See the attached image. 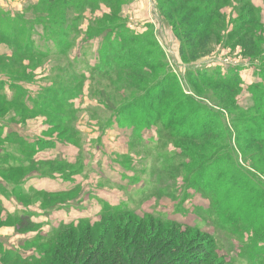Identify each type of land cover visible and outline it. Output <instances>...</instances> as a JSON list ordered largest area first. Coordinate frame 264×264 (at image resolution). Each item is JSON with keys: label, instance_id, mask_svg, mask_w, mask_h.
<instances>
[{"label": "rangeland", "instance_id": "rangeland-1", "mask_svg": "<svg viewBox=\"0 0 264 264\" xmlns=\"http://www.w3.org/2000/svg\"><path fill=\"white\" fill-rule=\"evenodd\" d=\"M103 1L0 0V264L34 260L66 224L99 234L107 225L141 221L162 231L174 221L210 233L218 264H264L263 250L251 249L255 260L241 257L250 253L252 237L264 235L261 204H239L240 223L226 228L217 207L189 188L187 168L194 163L177 147H207L173 138L175 127L162 120L133 131L119 119L163 72L113 70L106 40L116 35L101 31L125 25L154 40L172 82L228 130L223 154L232 153L234 178L263 196L264 140L249 132H264V0H250L254 10L245 0L181 2L179 9L195 5L201 11L194 16L211 11L214 18V31L190 63L181 60L180 42L163 15L172 0ZM50 13L62 27L48 23ZM235 67L237 85L193 78L197 70L223 77Z\"/></svg>", "mask_w": 264, "mask_h": 264}, {"label": "trees", "instance_id": "trees-1", "mask_svg": "<svg viewBox=\"0 0 264 264\" xmlns=\"http://www.w3.org/2000/svg\"><path fill=\"white\" fill-rule=\"evenodd\" d=\"M85 1L94 3L100 0ZM106 1L108 0H104L103 3ZM188 1L212 0H172L163 15L171 24L180 42L181 60L190 63L196 60L197 52H202L206 46L203 41L206 42L209 31L210 34L214 31L213 28H209L214 18L211 11H208V14L201 12L194 16V13L201 11V8L195 5L178 8L181 2ZM245 1L251 10L255 9L250 0ZM55 15L49 14L50 17L52 16V21L48 23L58 28L62 27L64 21ZM58 20H60L59 24ZM10 31L15 33L16 29ZM101 31L116 35L111 42L106 40L113 46L111 47L113 57L107 64V66L111 64L110 67L113 66V70L129 72L149 69L158 74L163 72L153 86L145 89L137 98L123 107L119 113V119L123 120L125 125L131 126L133 131L147 130L151 123L162 120L164 122L162 126L175 127L173 138L191 143L196 141L207 147L202 152H194L189 148L183 149L185 147L180 145L177 148L183 151L181 155L179 154L180 156L186 152L190 153L189 156L194 163L192 167L187 168L189 188L217 207V217L221 219L222 226L226 228L237 226L242 213V210H238L239 204L246 205L251 200L261 204L263 213L259 218L264 216V195L261 196V191L259 195H255V189L253 190L244 178H234L238 168L230 159L232 153L223 154L226 147L230 145V142L226 145L229 135H224V132L228 130L219 126L221 124L219 121L212 120L214 115L212 111H209L210 109L202 108L200 104L193 101L194 99L184 96L180 87L172 82L173 79L169 71H166V66L162 64V55L154 40L130 32L125 25H117L112 29L107 27ZM54 34L57 33L53 31ZM19 35H23L22 31ZM142 38L143 41L140 40ZM138 40L141 41L139 44H137ZM93 68L95 70V66ZM238 71V67H235L230 74L221 77L222 72L219 70L212 76H206L207 72L197 70L194 71L196 75H193V78H198L195 80L198 83L218 84L219 82L221 85L230 83L237 85L241 82L237 75ZM104 72L107 73V70ZM213 78H218L219 81H214ZM262 80L264 82V79ZM246 130L249 131L250 128ZM249 133L256 135L254 141L264 140L263 131H258L257 134L251 130ZM38 144H31L28 148L32 151V148ZM49 195L52 196V194ZM148 222V226L144 224V221L138 225L131 222H127L125 226L107 225L102 227L99 234L97 230L93 232L88 227L72 230V223L66 224L61 229L67 228V230L55 233L53 238L51 236L43 245L45 252L26 264H218L214 253L215 240L210 233L202 232L195 227H183L174 221L168 222L172 226L162 231L161 226H156L153 221ZM48 235L51 234L48 233ZM111 237L114 238L113 242ZM107 239H111V244L105 247L103 241ZM247 249H250V253L241 255L243 259L258 258V253H253L251 256V249L264 251V235L258 239L252 237Z\"/></svg>", "mask_w": 264, "mask_h": 264}]
</instances>
